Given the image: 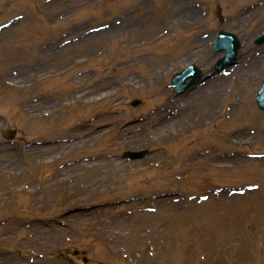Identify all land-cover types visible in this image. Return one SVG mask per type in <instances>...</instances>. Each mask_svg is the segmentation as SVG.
Returning <instances> with one entry per match:
<instances>
[{
	"label": "rangeland",
	"instance_id": "374dc122",
	"mask_svg": "<svg viewBox=\"0 0 264 264\" xmlns=\"http://www.w3.org/2000/svg\"><path fill=\"white\" fill-rule=\"evenodd\" d=\"M198 2L215 13L216 0H0L9 264L24 254L26 264H84L75 250L92 264H264V112L250 90L220 110L224 92L175 98L168 88L188 62ZM258 12L240 11L248 33L264 27ZM112 20L115 30L91 33ZM145 147L143 158L122 157Z\"/></svg>",
	"mask_w": 264,
	"mask_h": 264
},
{
	"label": "bare ground",
	"instance_id": "6f19581e",
	"mask_svg": "<svg viewBox=\"0 0 264 264\" xmlns=\"http://www.w3.org/2000/svg\"><path fill=\"white\" fill-rule=\"evenodd\" d=\"M117 27H114V26H111L109 29L110 30H115ZM106 31H108V30H106ZM100 32H102V31H99V33ZM98 33V32H97ZM97 33H94L93 35H95L96 36V34ZM82 93H81V95L78 97L79 99H81L83 96H87V95H85V91L83 92V90L81 91ZM111 93H110V91H106V92H104V93H101L100 94V96H102V97H106V96H109ZM88 98H89V100H94V98H95V94H92L91 95V97H89L88 96ZM114 160V158H112V159H109L108 160V162H112ZM114 162L116 163V168L118 169V170H121L124 166H125V164H124V162L123 161H118V160H114Z\"/></svg>",
	"mask_w": 264,
	"mask_h": 264
}]
</instances>
